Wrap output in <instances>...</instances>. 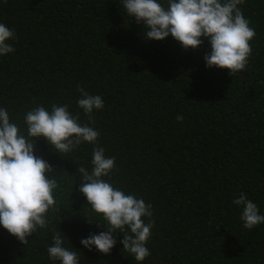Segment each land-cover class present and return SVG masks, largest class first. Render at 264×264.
Returning a JSON list of instances; mask_svg holds the SVG:
<instances>
[{
	"label": "trees",
	"instance_id": "1",
	"mask_svg": "<svg viewBox=\"0 0 264 264\" xmlns=\"http://www.w3.org/2000/svg\"><path fill=\"white\" fill-rule=\"evenodd\" d=\"M238 7L256 35L248 65L231 74L206 66V39L187 50L171 35L145 39L123 0H0V23L15 32L14 51L0 55V107L10 121L27 135L26 112L66 104L100 133L67 154L34 141L35 155L55 168L57 205L26 245L0 226V264H61L47 252L53 230L79 264H264V223L246 229L233 203L243 193L264 215V0ZM78 87L104 101L95 123L77 106ZM97 146L115 157L103 179L152 205L142 262L123 250V233L110 254L80 243L106 230L79 192L77 169L91 172Z\"/></svg>",
	"mask_w": 264,
	"mask_h": 264
},
{
	"label": "clouds",
	"instance_id": "2",
	"mask_svg": "<svg viewBox=\"0 0 264 264\" xmlns=\"http://www.w3.org/2000/svg\"><path fill=\"white\" fill-rule=\"evenodd\" d=\"M243 3L244 0H167L164 5L159 0H123V9L144 26L147 40L160 41L171 35L185 50L196 49L208 40L211 51L204 56L206 66L228 69L234 74L248 65L250 41L256 35L238 7ZM14 38V30L0 23V55L14 51L7 43ZM77 90V106L95 123L92 114L103 109L102 97L91 95L83 87ZM79 119V114L74 116L66 104H53L51 111L37 106L25 113L24 135L20 126L10 121L8 111L0 107V226L25 245L38 228L48 227L47 213L57 205L54 191L59 186L56 175L49 176L54 166L35 155L34 141L44 139L59 154L70 153L85 142L96 144L100 133L88 124L82 125ZM176 119L183 121L182 116ZM91 164V172L82 165L77 169L82 179L79 192L91 210L102 216L106 224H97H103L106 230L90 233L80 243L89 251L94 247L110 254L117 243L115 234L123 233V250L137 262L144 261L151 255L146 244L155 223L150 219L152 205L103 179L115 168V157L107 158L104 148H93ZM233 203L242 207L240 219L246 229L264 223V215L243 193ZM142 217L149 218V222ZM53 232V244L47 249L50 259L79 264L78 252L64 246L65 237L60 231Z\"/></svg>",
	"mask_w": 264,
	"mask_h": 264
}]
</instances>
